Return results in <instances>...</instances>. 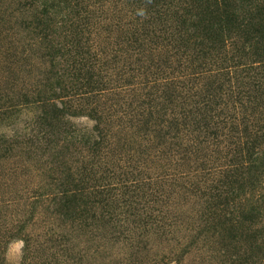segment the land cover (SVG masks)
<instances>
[{"label":"rangeland","instance_id":"374dc122","mask_svg":"<svg viewBox=\"0 0 264 264\" xmlns=\"http://www.w3.org/2000/svg\"><path fill=\"white\" fill-rule=\"evenodd\" d=\"M76 3L52 14L43 4L57 0H0V264H231L209 230L205 202L227 149L225 130L212 140L196 128L207 74L186 80L196 65L168 64L155 41L132 43L144 18L134 1ZM43 9L45 29L36 24ZM79 24L87 33L77 35ZM77 41L104 64L100 92L81 97ZM46 85L72 116L42 120L36 101L51 94ZM180 113L179 133L164 128ZM95 128L103 139L92 151L85 141H99ZM90 173L121 194L107 210L86 207L85 221L63 220L48 197L63 178L75 183Z\"/></svg>","mask_w":264,"mask_h":264},{"label":"trees","instance_id":"16d2710c","mask_svg":"<svg viewBox=\"0 0 264 264\" xmlns=\"http://www.w3.org/2000/svg\"><path fill=\"white\" fill-rule=\"evenodd\" d=\"M79 1L57 0L55 5L43 6L53 14L52 8H59L60 3L66 8L76 9ZM131 1L143 7L144 11L139 27L131 29L132 43H138L134 36L139 40L155 41L156 48L165 54L168 64L173 59L181 65L185 63L186 68L196 65V72L188 74L186 80L207 74V83L201 86L198 97L195 114L199 121L196 128L204 130L205 139H218V131L227 133L223 139L227 143L224 161L213 168L209 175L215 178L214 185L206 188L209 230H213L231 264H264V0ZM47 9L40 13L47 17L36 23L43 29L49 18ZM75 14L78 19L80 16ZM88 25L87 21L85 26ZM76 29L77 35L85 31L83 24L77 25ZM76 46L75 81L78 85L76 90L80 91L76 96L100 92L95 85L100 77L99 68L104 64H100L98 56L89 55L90 50L84 51L81 41ZM138 48L143 50L142 46L138 45ZM50 50L52 58L59 55L58 49L51 47ZM209 65L215 67L216 74L211 73L213 70H206ZM169 68L165 66L162 69ZM220 78L219 84L216 81ZM212 79L216 81L209 82ZM230 80L235 81L234 86L229 84ZM46 87L51 94L36 101L42 120L72 116L66 111L67 102L54 94L57 86L55 89L49 85ZM163 97L168 102L171 96L165 92ZM179 115V118L172 117L167 121L164 128L179 133L178 127L184 126L185 120L184 114ZM214 119L218 121L213 122ZM146 122L149 123L148 120ZM95 131L99 141L92 136L85 141L92 151L101 146L103 139L96 128ZM49 132L53 130L49 129ZM167 134L164 132L163 136ZM201 143L206 141L198 145ZM219 145L224 144L220 142ZM58 185L60 189L48 200L63 220L85 221L86 212L90 210L86 207L107 210L111 207L112 197L118 196L119 192L121 194L117 184H107L102 177L91 173L75 183L69 177L63 178ZM25 242L27 245L28 241Z\"/></svg>","mask_w":264,"mask_h":264}]
</instances>
